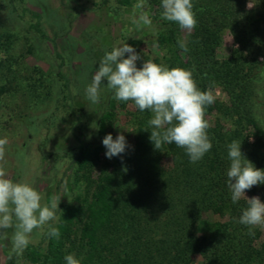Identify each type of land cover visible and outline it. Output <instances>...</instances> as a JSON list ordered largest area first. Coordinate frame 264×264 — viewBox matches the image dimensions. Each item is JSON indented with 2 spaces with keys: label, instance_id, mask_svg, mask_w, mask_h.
<instances>
[{
  "label": "trees",
  "instance_id": "obj_1",
  "mask_svg": "<svg viewBox=\"0 0 264 264\" xmlns=\"http://www.w3.org/2000/svg\"><path fill=\"white\" fill-rule=\"evenodd\" d=\"M117 2L132 7L138 0ZM249 2L193 0L197 26L186 34L162 19L161 0H146L153 22L163 28L157 42L164 56L152 60L190 69L201 90L218 89L227 97L214 96L206 110L212 148L196 163L174 143L156 150L149 139L151 113L136 108L129 113L134 144L125 153L102 162L103 144L80 146L73 163L74 183L81 189L78 203L60 206L53 224L60 238L45 234L43 242L29 244L28 262L66 264L64 256L74 253L81 264H264V244L256 245L261 231L255 227L250 235L238 223L246 201L232 202L226 176L227 145L233 140L242 142V153L256 168L264 169V128L258 118L264 89L257 87L264 84V0H251V9ZM31 14L33 28L46 38L40 15ZM227 32L234 49L219 60ZM181 40L187 52L179 47ZM128 44L142 56L140 41ZM128 102L113 100L112 105ZM112 118L107 112L100 121L101 141ZM246 192L264 202V184Z\"/></svg>",
  "mask_w": 264,
  "mask_h": 264
},
{
  "label": "rangeland",
  "instance_id": "obj_2",
  "mask_svg": "<svg viewBox=\"0 0 264 264\" xmlns=\"http://www.w3.org/2000/svg\"><path fill=\"white\" fill-rule=\"evenodd\" d=\"M135 5L122 7L117 0H0V138L8 140L4 167L10 179L35 187L43 196L42 204H50L53 197L61 198L59 208L78 203L81 189L74 183V158L82 144L92 149L102 146L100 121L107 112L113 113L107 134L113 139L123 134L128 146L134 144L129 118L136 109L134 103L114 107L113 92L102 85L100 101L93 104L86 98L85 88L105 52L117 42L142 43L138 68L146 59L164 56L157 42L163 28L153 22L148 4L144 11L151 24H134L140 12ZM31 13L40 15L46 38L33 28L36 19ZM233 49V37L227 32L217 58H229ZM257 87L264 89V84ZM212 94L227 100L221 90ZM263 102L261 99L258 118L264 128ZM105 152L104 147L102 162ZM99 173L96 168L93 177ZM257 227L261 231L256 243L260 249L264 227ZM13 231L9 228L7 238L0 237V264H17L16 257L8 258ZM45 234L34 231L30 244L43 242ZM24 254L18 264H31Z\"/></svg>",
  "mask_w": 264,
  "mask_h": 264
},
{
  "label": "clouds",
  "instance_id": "obj_3",
  "mask_svg": "<svg viewBox=\"0 0 264 264\" xmlns=\"http://www.w3.org/2000/svg\"><path fill=\"white\" fill-rule=\"evenodd\" d=\"M146 7V0H138L135 5L140 12L133 23L138 27L151 24L144 11ZM248 7H252L251 0ZM161 8L162 19L175 22L181 30L190 33L197 26L193 0H161ZM178 45L184 52L188 51L184 41H178ZM140 59V54L131 45L117 42L100 60L91 83L85 88L86 98L93 104L99 103L101 86L104 85L113 92L115 100L131 101L139 111L151 113L147 121L152 129L149 139L156 150L174 143L184 149L190 162L202 160L212 148L206 110L215 102L214 95L210 90L204 91L198 87L190 69L169 68L151 59L144 60L142 67L138 68L137 61ZM105 80L106 85L103 83ZM241 143L233 140L227 145L230 161L226 172L227 186L234 204L241 199L246 201L238 223L248 227L249 234L254 235L253 228L264 227V202L259 196L247 197L245 192L253 186L264 184V169L256 168L245 157ZM7 144V138H0V230H3L0 237L7 238V230L14 229L11 236L12 255L8 258L16 257L18 264L19 258L33 242L34 231L45 234L47 229L46 235L50 238H60L59 229L51 222L57 220V213L61 212L58 207L61 198L53 197L50 204H42L43 196L35 187L10 179L4 167ZM102 144L108 159L120 156L128 147L123 134L115 139L107 134ZM81 259L74 253L64 256L66 264H81Z\"/></svg>",
  "mask_w": 264,
  "mask_h": 264
},
{
  "label": "water",
  "instance_id": "obj_4",
  "mask_svg": "<svg viewBox=\"0 0 264 264\" xmlns=\"http://www.w3.org/2000/svg\"><path fill=\"white\" fill-rule=\"evenodd\" d=\"M0 231H3V230H0Z\"/></svg>",
  "mask_w": 264,
  "mask_h": 264
}]
</instances>
